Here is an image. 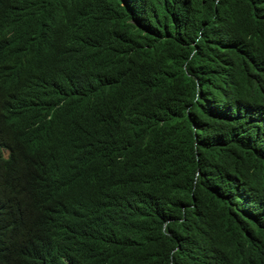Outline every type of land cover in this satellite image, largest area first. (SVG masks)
<instances>
[{"label": "trees", "instance_id": "trees-1", "mask_svg": "<svg viewBox=\"0 0 264 264\" xmlns=\"http://www.w3.org/2000/svg\"><path fill=\"white\" fill-rule=\"evenodd\" d=\"M0 264H264V0H0Z\"/></svg>", "mask_w": 264, "mask_h": 264}]
</instances>
